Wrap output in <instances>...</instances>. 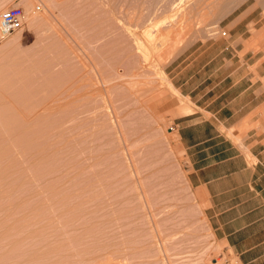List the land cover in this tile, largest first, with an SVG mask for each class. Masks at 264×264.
I'll list each match as a JSON object with an SVG mask.
<instances>
[{
    "label": "rangeland",
    "instance_id": "1",
    "mask_svg": "<svg viewBox=\"0 0 264 264\" xmlns=\"http://www.w3.org/2000/svg\"><path fill=\"white\" fill-rule=\"evenodd\" d=\"M25 9L60 52L0 61V264H239L187 142L229 172L264 161V0Z\"/></svg>",
    "mask_w": 264,
    "mask_h": 264
},
{
    "label": "crops",
    "instance_id": "2",
    "mask_svg": "<svg viewBox=\"0 0 264 264\" xmlns=\"http://www.w3.org/2000/svg\"><path fill=\"white\" fill-rule=\"evenodd\" d=\"M12 1L24 7L29 2L0 0V7ZM58 43L53 22L36 17L27 20L22 29L2 40L0 61H3L5 54H22L45 57L47 62L48 57L60 52L57 49ZM13 70L12 66L0 64V72ZM204 107L210 112V102L204 103ZM225 120L227 121L226 118ZM210 139L212 138L204 136L187 142L191 151V181L206 194L209 202L206 214L210 224L216 236L233 252L239 264H264V175L258 173V169L264 168V161L251 165L247 160L243 168L238 167L229 172L225 170L227 158L219 161L213 159ZM263 147L256 143L251 145L250 150L261 152L264 151Z\"/></svg>",
    "mask_w": 264,
    "mask_h": 264
},
{
    "label": "built area",
    "instance_id": "3",
    "mask_svg": "<svg viewBox=\"0 0 264 264\" xmlns=\"http://www.w3.org/2000/svg\"><path fill=\"white\" fill-rule=\"evenodd\" d=\"M36 11L43 10V4L35 6ZM27 21V12L23 5H10L0 13L1 38L6 39L18 30L22 29Z\"/></svg>",
    "mask_w": 264,
    "mask_h": 264
}]
</instances>
